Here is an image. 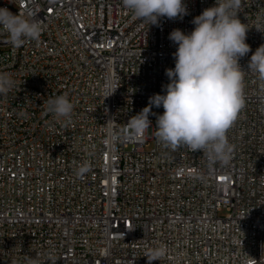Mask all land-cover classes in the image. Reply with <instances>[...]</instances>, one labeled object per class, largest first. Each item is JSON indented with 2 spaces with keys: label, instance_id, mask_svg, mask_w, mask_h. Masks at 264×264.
Returning <instances> with one entry per match:
<instances>
[{
  "label": "built area",
  "instance_id": "2783aa9c",
  "mask_svg": "<svg viewBox=\"0 0 264 264\" xmlns=\"http://www.w3.org/2000/svg\"><path fill=\"white\" fill-rule=\"evenodd\" d=\"M184 3L183 19L157 26L122 0H0L42 24L39 41L19 47L0 31V72L15 82L0 96V264H148L161 245L152 264H264V80L248 69L264 45V0L238 13L251 51L239 60L245 103L227 165L163 147L156 115L141 138L123 139L130 117L165 94L170 33H190L215 0ZM56 95L73 103L70 123L47 111Z\"/></svg>",
  "mask_w": 264,
  "mask_h": 264
},
{
  "label": "clouds",
  "instance_id": "9594fccd",
  "mask_svg": "<svg viewBox=\"0 0 264 264\" xmlns=\"http://www.w3.org/2000/svg\"><path fill=\"white\" fill-rule=\"evenodd\" d=\"M244 3L245 0H215L214 6L194 17L195 27L190 33L180 29L170 33L169 40L178 47L173 54L175 67L165 72L169 80L162 86L165 94L152 95L148 106L130 117L123 139L141 138L152 125L149 116L156 115L155 137L163 147L199 151L209 167L229 163L234 145L229 142L227 132L245 103L244 71L239 60L251 51L246 43L249 27L238 18ZM122 5L134 18L149 25L158 26L161 18L183 19L188 14L184 0H122ZM0 31L7 33L9 43L19 47L25 40L39 41L42 24L31 13L13 14L3 7L0 8ZM248 69L264 80V45L251 55ZM14 86L10 74L0 72V96ZM46 103L49 113L71 122L74 105L66 95H56ZM153 107H162L163 114L153 113ZM119 138L111 135L112 140ZM88 171L89 166L83 164L76 175L83 178ZM166 255L167 248L161 245L149 249L144 256L152 264ZM28 264H39L38 257H30Z\"/></svg>",
  "mask_w": 264,
  "mask_h": 264
}]
</instances>
